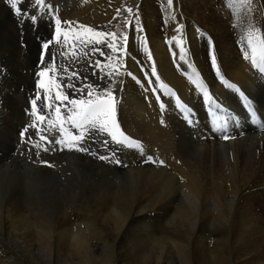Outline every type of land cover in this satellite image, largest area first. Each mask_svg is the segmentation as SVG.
<instances>
[{"label": "bare ground", "instance_id": "1", "mask_svg": "<svg viewBox=\"0 0 264 264\" xmlns=\"http://www.w3.org/2000/svg\"><path fill=\"white\" fill-rule=\"evenodd\" d=\"M52 1L56 5L62 3L61 9L65 11L62 14L63 17L73 22L67 24L68 27L74 28L76 33L79 32L80 34H83V30L78 29L80 24L109 31V26L114 20L113 17L116 16V9L120 8L123 3L122 0ZM155 1L141 0L136 5V9L138 11L139 6L142 10ZM254 1V5L247 0L234 2L225 10L228 21L231 22V29H229L225 23H222L220 17L218 18L215 13L213 14V10L210 9L207 1H199L202 6L208 4V7L204 6V8L209 11L210 16L205 17V10L198 12L200 3L197 0H173L171 7L168 5L167 0H162L161 4L164 5L166 10L165 30L167 32L163 31L165 33H162L159 30V25L154 24L156 20H150V17H140L142 19L140 21L138 19L139 22L133 19L131 25H128L123 33H126L129 37L127 45H124L123 37L119 43L120 64H115V69H113L107 61L108 55L101 57L100 55L97 56L99 53H96L92 55V60L99 58L101 66L97 69L98 75L95 76L92 75V70L87 68L88 57L85 55L86 59L82 64L83 75L89 77L85 83L98 85L105 82L104 80L110 70L117 74L118 85L112 92L116 98L117 106H121V115L119 116H122L120 118L126 121L125 124L122 123L124 125L123 130L125 135L142 143L143 154L140 150L129 149L127 154V157L129 155V166L127 164L128 172L124 177L125 183L107 181L106 185L110 188L99 193L100 197L94 200V203L101 200L96 204L93 203L95 206L93 205L92 208L97 209L94 213L95 217H90L93 216L90 215L78 219L76 217L77 221L74 222L70 220L62 221L56 231L51 228L49 219L41 217V213L46 211L44 206L41 208L29 207L27 210L20 212L17 208L21 204L20 201L17 200L18 202L14 203L8 197V195L14 194L12 193L14 189L25 186L23 180L26 181L30 178L32 173L37 179L40 178L41 180L53 179L56 174H50L47 171H41V169L38 170L31 164L18 160V156L14 157L12 154L11 148L1 151L3 158H0V172L10 169L8 173L11 174L12 178L10 181L11 190L3 194L5 201L0 198V264H49V259L52 256L51 252L53 251L50 250L51 234L59 238L66 232L68 233V242L71 244V246H68L70 252L66 250L65 244L56 240L55 257L52 256L57 261L63 260L65 264L67 256L72 255L71 253H73L72 256L76 260L75 264H129L128 252H138L135 264H264V233L261 232L263 227L261 226L262 222L256 217L257 212L255 210L257 208L253 206V200H256L258 207L264 208L261 205L264 204V130H262V126H264V75L248 61V58L252 55V50L249 48L248 42L245 41V37L255 28L252 41L256 46L262 44L263 37L256 28L262 30L264 35V21L259 25H255V22L252 21L253 26L242 38H239L236 33L240 29L238 26L232 25L235 21L229 17L232 12H235L233 17L239 19L246 11L251 10L249 12H253L255 6H263L264 9V0ZM2 8L3 6L0 3V9L2 10ZM182 8L185 11L190 9V13L193 12L190 20L185 19L187 17H182ZM180 25H183V28L180 32H177L176 29ZM216 30H221V33ZM258 35L260 41L256 42ZM173 37L176 39H173ZM181 39L184 42L183 47L186 50L187 62L180 60V45H177L176 40ZM31 46L30 43L29 48ZM211 47H215V52L208 54L207 52H210ZM8 49L11 50L9 47ZM82 49L85 53L84 46ZM103 50L107 53V47H104ZM238 51L242 53L240 54ZM245 53H247V59H245ZM7 54L9 53L7 52ZM22 54L21 57L24 59V63L27 64L32 62L34 55H36L35 53L30 59L29 56L25 57ZM213 55L216 58L221 56V59H217V66L224 78L233 85L239 84L245 92L246 107L243 113L239 109L233 89L224 85L216 76L211 65ZM149 56L152 57L151 60L148 59ZM153 66L156 68L158 81L156 76L151 75ZM128 73L132 75H128ZM113 77L115 78V76ZM193 80H197L209 89L210 95L213 97L212 102L205 101L202 98L203 93L196 87ZM159 83L165 84L167 91L159 88ZM80 86L83 87V83ZM152 88L161 95V101L165 103L163 110L154 97L156 92L154 95L152 94ZM169 89L176 90L186 102V106L195 110V114H192L191 117L193 119L191 127H189L190 123L182 118V112L180 111V113L175 108L168 94ZM14 101L16 102V100ZM16 103L19 105V102ZM224 106L234 112L231 120H239L240 122H244L246 113H250L248 108L250 107L254 115L251 114L249 118L256 117L261 125L253 128L246 124L244 131L233 129L231 134L235 136V139L232 141H226L221 136L214 135L212 117L205 114L203 108L207 107L213 112L216 110L212 108H218L217 114L222 115L226 110ZM28 117L30 118V116ZM242 132L243 134L240 135ZM204 133L207 136L210 133L211 137L214 138L213 143L210 141L200 142L198 138L205 135ZM242 136L243 139H241ZM208 143H212L211 148L209 147L201 153L198 152L201 146ZM200 144L203 145L200 146ZM250 145H253L252 152L248 150ZM50 152L52 154L57 153L53 149H44L43 154L47 156ZM147 156L153 158L151 164L145 162ZM84 160L82 159V162L80 159L82 165H86ZM64 161L66 163L63 166H57V171L61 174L67 175L68 172H72L77 168L74 162L66 159ZM125 161L127 160L125 159ZM160 161H163V166ZM60 164L61 162L58 165ZM95 165L97 166V164ZM98 170L101 173L104 172L99 168V165ZM77 172L79 171L69 177V181L75 183V185L79 181ZM6 174L2 172L0 178L8 180L9 178L5 177ZM97 177L105 181L108 179L106 176V179H104V176L99 172H97ZM1 179L0 189L2 190V187H7L6 184L9 181H5V183L7 182L5 184L2 182L4 180L1 181ZM30 179L32 180V178ZM57 198L59 197L57 196ZM93 199L95 198L93 197ZM29 205L34 206L33 203ZM100 206L105 207L104 213L99 209ZM153 218H158L155 224L152 222ZM76 222V226L72 227V224ZM104 224H111L110 226L114 227L115 231L117 228L122 227L127 229L128 232H135L136 235L141 233L135 236L136 238L132 234L129 235L135 240H141L137 237L145 236L143 246L141 244L140 246L136 245L137 247L128 245L126 246L127 252H125V249V251L120 249L111 254L101 249L96 254L94 252L95 240L99 239L101 243L104 234L106 235V232L104 234L103 232L111 229L110 226L105 227ZM168 225L175 227L173 228L175 235L170 234ZM212 226L217 231L216 238L210 241L207 237L209 238L211 235L207 233ZM5 233L10 236V240H8L10 242L6 243L7 245L3 244L2 235ZM116 233H113L114 236ZM184 233L185 235L182 238ZM125 235L124 238L122 237L123 242H128L129 237L127 236L129 235ZM108 242H110V239ZM98 244L96 245L98 246ZM165 253L168 256H165ZM203 258H205V261Z\"/></svg>", "mask_w": 264, "mask_h": 264}, {"label": "rangeland", "instance_id": "2", "mask_svg": "<svg viewBox=\"0 0 264 264\" xmlns=\"http://www.w3.org/2000/svg\"><path fill=\"white\" fill-rule=\"evenodd\" d=\"M122 1H123V3H122V6L120 7V9H121V16L119 18H117L116 20H113V22L109 26V31L114 32V33H117V36H118L117 43H118V45H119V43H120V41H121V39L123 37V33H124L126 27L128 26V24H126V20L130 18V14L127 13L125 11V9L126 8H129V7L132 8L133 9V13L139 17V21H140V19H142L145 16L148 17V18L150 17L149 18L150 20H154V21L156 20L154 22V24L155 25H157V24L159 25V28H160L159 30L162 31V33L167 32L165 30V28H166V20H167L166 19V15H165L166 10L164 8V5L161 4L162 3V0L161 1L160 0H156L154 3H152V5H147L142 10H140V7L138 6V11L139 12L136 9V5H138L141 0H122ZM197 1L198 2L200 1L201 2L202 0H197ZM204 1L205 2L206 1L209 2L208 4L210 6V9L213 10L212 11L213 14L215 13L218 18L220 17L222 19V23H225L226 26H227V28L231 29L230 28L231 22L228 21V16H227V13L225 12V10L228 9L229 6L233 5L234 2H241L242 0H214V1L213 0H204ZM210 1H213V2H210ZM247 1H250L252 3V5L255 4V1L254 0H247ZM0 3L3 6L2 10L0 9V14H1L0 15V21L1 22L3 21L2 23L0 22V38H1L0 39V44L3 42L0 45V110L1 109L3 110V111L1 110V112H0V146L2 145V147H0V155H1L0 158L1 157L3 158V153L2 152L5 149L11 148L12 149V154L14 155V157H17L18 156L17 157L18 160H21V161H24V162H26L28 164H31L32 166H34V168H36L38 170L41 169V171H47L50 174H52V173H55L56 174L55 175V178H53V179L41 180L40 178L37 179L35 177V175L32 173L31 176H30V178H32L33 181L30 178L26 179V181L24 179L23 180V183H24L25 186H22V187H19V188L14 189V191L12 192L14 194L8 195V197L10 199H12V201L14 203H17L18 201H20L21 204H19L17 206V208H18V210L20 212H23V211L27 210L29 207H39V208H41L42 206H44V208L46 209V211H44V213H41L42 214L41 217L44 218V219H49L50 224L52 226L51 228L52 229L54 228L57 231V228L59 227V224L62 221L63 222H66V221L70 220V221L74 222L76 220V217L78 219V218H81L83 216L84 217H88L90 215H93V216H90V217H95L94 216L95 215L94 213H96V210L97 209L92 208V207H94L95 206L94 204H96L97 202H99L101 200H98L95 203H94V200H97V198L100 197L99 196V193H102V191L107 190V189L110 188L109 186L106 185L108 180H110L112 182L113 181H118V182L120 181L121 183L122 182L125 183V178L124 177H125L126 173L128 172L127 171V168H126L127 167V164L129 166V158H128L129 155L127 157V154H128L129 149H127V148L119 149V148H117V146L115 144H111V145L108 146V148L117 149L116 155L122 161V163L124 162L123 165L122 164L121 165L116 164L114 160L109 161V160H101V159H99V156L100 155H105V156L109 155L108 148H106V147H104L102 145V140H103V138H104V136L106 134H98V135L97 134H94L90 139H88L85 142H82L83 143V146L85 148L90 149L89 152H79V151H75V150H71V151L70 150H67V148H66L67 145L66 144L58 145V144L55 143V140L56 139L66 140L69 137H71L72 135H79V133L81 131L80 129L74 128L72 126V124H71V121H68V120H65V122L63 123V126L62 127H61L60 122H56L54 126L51 123H49L47 120L44 121V122H39L38 123L36 121V117L30 115V113H29L31 111L30 100L32 98H34V96L36 94V91H37L36 90V86H35V82H36L37 77L34 75V73L39 70V57H40V52H41V41L49 39L54 34V27H55L54 26V22L50 25V23H49L50 17L44 14L43 9H41L38 12L32 6V0H24V2L20 5V7L23 8V9H26L29 12V14L39 15V16H42L43 17L42 19L39 20L38 25H36V26H34L33 23L27 17H17V15H15V13L11 9V7L6 3V0H0ZM49 3H51L52 5L55 6V8H56L55 15L59 16V18L62 21H66L67 19H65L63 17V15H62L63 12H65L64 9H61L62 3H60V5H56V4L53 3L52 0H49ZM208 4L207 5L203 4V6L201 5V3L199 5L197 4L198 5V12H201V11L203 12V10H205L204 11L205 12V14H204L205 17L210 16L209 11H207L206 8H204V6L205 7H208ZM160 5H162V6H160ZM246 7H250V6H246ZM147 11H148V13H146ZM183 11H182V13H183L182 14V17L183 18L187 17L185 19L190 20V17L193 16V12L190 13L189 12L190 9H188L186 11H185V9H183ZM249 11H251V10H249ZM249 11L248 12L246 11L245 13H243L242 16L239 19H235L233 17V14H235V12H232L230 14V16H229L231 19H233L235 21L234 24H232V25L235 26V27L238 26L239 29H240L239 32L236 33V35L239 38H242L247 33V31L250 29V27L253 26L252 25V21L255 22V25H259V24H261L264 21V9H263V6L262 7H256L255 6L253 12H249ZM140 17H142V18H140ZM9 20L12 21V22H10ZM136 21H138V20H136ZM138 22H137V25H138ZM200 27L203 29V27L201 25H200ZM205 27H207V26H205ZM61 28H62V30L69 31L70 36L72 34H75L76 33V31L74 30V28L68 27L67 24H63L62 23ZM256 30L259 33H261V35L263 37L262 43H264V35L262 33V30H260L259 28H256ZM163 31H165V32H163ZM216 31L218 33H221V30H216ZM217 32H216V34H217ZM12 33H13V36H12ZM254 34H255V28H254V30L247 37H245V41L248 42L249 39H252L253 40ZM110 39L111 38H109V40ZM258 41H260L259 35L257 36V39H256V42H258ZM7 43L9 45H6ZM30 43H31L32 46L29 48V44ZM214 43H215V41H214ZM235 43L237 44V41ZM253 44H255V43L253 42ZM5 45H6V47H5ZM62 45L68 51V53H69V59H63L62 57H59L58 56V63H62L64 65H68L69 67L76 68L77 70L81 71V74L83 75L84 74V71H83V68H82V64H84L85 59H86L85 58L84 51L82 49L83 45H77V48L79 49V52H80V61H79L78 64H71L70 63L71 47H72L71 46V39H69V41L66 42V43H64L62 41ZM8 47L11 50H9ZM13 47H15V48H13ZM60 48H61L60 45H55L54 44L51 47L50 51L51 52H57L58 53L60 51ZM214 49H215V47L214 48L211 47L210 52H207V53L208 54H213L215 52ZM2 50H3V52H2ZM14 51H16V52H14ZM7 52L9 54H7ZM20 53L21 54L23 53L22 55L25 56V57L29 56L30 59H32V56L35 53H36V55H34L33 61L30 62L29 64H27V63H24V59L21 57V54ZM239 53L241 54L242 52L240 51ZM2 54H3L4 57L2 56ZM118 54L119 53L113 52L111 49H108L107 48V55L109 56V57H107V61H108L109 65H111L113 67V69H115L114 67H115V64H116V60H117V55ZM14 56H16V57H14ZM97 56H99V54H97ZM5 57H7V58L5 59ZM217 59H221V56H219L218 58H216V61H218ZM248 61L251 62V57L248 58ZM14 68H16V69H14ZM23 69H24V71H23ZM14 70H17L18 72L17 71L14 72ZM256 70L259 71V69H256ZM108 73H113V70H110ZM65 75H67V73H65ZM113 76H115V78ZM116 77H117V74H113L112 76H107L105 78V80H104L105 82H103V84L105 85L106 88L110 85V88H109L110 91H114L115 88L118 85V82H117V78ZM171 90L174 91V89H171ZM53 91H55V90H53ZM156 91L157 90L153 89L152 90V94L154 95V93ZM175 92L178 94V92L176 90H175ZM67 94H69L71 96L72 95V90L71 89H67ZM157 94L159 95V93L156 92L155 95H154L155 98H156ZM93 95L95 96V95H97V93L94 92ZM159 96H161V95H159ZM178 97H179V102L178 103H180V105L183 104V103H186L179 96V94H178ZM76 98H79V97H76ZM85 98H87V97L85 96ZM245 99H246V97H245ZM14 100H16V102H19V105H17V103ZM2 106H3V108H2ZM14 106H15V108H14ZM68 107L71 108V105H68ZM15 110H16V112H15ZM190 111H193L194 114H195V110L189 108V111L187 112V116L189 117V119H190V117L193 116L192 114H190ZM10 114H12V115H10ZM66 115H67V113H66ZM119 115H121V106H117L116 116L119 118V119L117 118L118 124L119 125L121 124L120 125V130L124 132V130H123L124 125L123 124H125L126 121L125 120H122V118H120L122 116H119ZM181 115L184 116L185 114L184 113H181ZM28 116H30V118ZM27 117H28V120H27ZM185 119H186V122L187 123H190V126L189 127H191V124L193 122L192 121L193 119H191L190 121H189L188 118H185ZM51 120L52 121H56L55 112L51 113ZM120 120H121V122H120ZM33 124H35V127H28V125H33ZM18 125H19V127H18ZM21 126H23V127H21ZM12 128H13L14 131L12 130ZM22 132L24 133L23 136L21 135ZM211 133H212V131H211ZM198 134L200 135V133H198ZM242 134H243V132L240 133V135H242ZM13 138H15V139H13ZM198 139L200 140V142H203L204 141L203 143H206L207 141H210V142L213 143V140H214V138L211 137L210 133H209L208 136L205 134V135L200 136ZM233 139H235V136H233L230 133L229 134V139L227 141H229V140L232 141ZM241 139H243V136L241 137ZM215 140H216V138H215ZM212 143H208L207 145L200 144V146L201 145H203V146L200 147V149L198 150V152L200 151V153H201L204 150H207L209 147L211 148L212 147ZM9 145H10V147H9ZM46 147L49 150H51V149L55 150L57 153L52 154V152H53L52 151V152H50L51 154L48 153V155H47L48 157H47L46 155L43 154V151H44V149L46 150ZM61 149H63V150H61ZM252 149H253V145L252 146L250 145L249 148H248L249 152L250 151L252 152ZM67 151H69V152H67ZM70 152H72V153H70ZM16 153H17V155H16ZM62 153H63V155H62ZM123 158H124V160H123ZM65 159L68 160V161L70 160V161L74 162L75 165H76V167H77L75 170L76 171H79V172H77V175H79V181H78V183L76 185H75V183L69 181V177L71 175H75L76 174V171L75 170H73L72 172H68L67 175L66 174H61L60 172L57 171V166L58 167L59 166H63L66 163V161H64ZM73 159H75V160H73ZM80 159H81V161H82V159H85L84 161H85V164L86 165H82ZM125 159L127 161H125ZM43 161L50 162L53 166L49 167L46 164L42 163ZM37 162H38V164H37ZM60 162H61V164L58 165ZM145 162L148 163V164H151L152 163V161H149L148 162V159ZM87 163L89 164V166H88ZM95 164H97V166ZM104 164H106V165H104ZM112 164H114V165L112 166ZM98 165H99V168L102 171L105 172V174H104V172L101 173V171L98 170ZM114 166L117 167V168H115ZM112 167H114L115 169L112 168ZM8 171H10V169L9 170L8 169H5V170H2L0 172V174H2V172L4 174L7 173L5 175V177H8L9 178L8 180L1 179L0 178L1 181L4 180V181H2L4 183H5V181H9L8 183L6 182L7 184L5 183L7 185V187H2V190L0 189V192H1L0 193V198L3 201H5V197H4L3 194H6L7 192H9L11 190V187H10L11 183H10V181H11V178L12 177H11V174L8 173ZM97 172H99L100 174H102L104 176V179H106L105 176L108 179L106 181L105 180L98 179ZM85 174L87 175V177L89 175H91V176H89L90 178L89 177L87 178ZM80 180H81V183H80ZM89 181H90V184H89ZM100 181H101V186H100ZM52 182H53V184H52ZM83 182H85V183H83ZM91 182H93V183H91ZM29 183H30V185H29ZM91 184H92V186H91ZM57 185H60L61 187L60 186H57ZM29 186H30V189H29ZM25 187H26V189H25ZM42 187H43V189H42ZM87 187H89V188H87ZM97 188H99V189H97ZM28 190H30V191L28 192ZM68 190H69V192H68ZM47 191H48V194H47ZM54 191L57 192V193H55ZM58 192H59V194H58ZM50 193H51V195H50ZM53 195H55V196H53ZM77 195H80V196L77 197ZM24 196H26V197H24ZM57 196L59 198H57ZM8 197H7V199H9ZM93 197L95 199H93ZM22 199H24L23 202H22ZM50 201H52V202H50ZM253 201H254L253 202V206H255V208H257L255 210L257 212L256 213L257 214L256 217H258L259 218V221L262 222L261 223V226L263 228H262L261 232L263 231L262 233H264V214H263L264 213V208L258 207V202L256 200H253ZM27 202H29V203H27ZM32 203H33L34 206L29 205V204H32ZM42 203H43V205H42ZM261 205H262V207H264V204H261ZM99 209L102 210V213H104V210H105V207L104 206H100ZM45 213H46V215H45ZM55 219H56V221H55ZM97 220H99V219H97ZM157 220H158V218H153L152 219V222H154V224H155V222ZM76 224H77V222L76 223H73L72 224V227L73 226H76ZM110 225L111 224H106V225L104 224L105 227L110 226ZM167 227L170 229V234L172 233L171 235H175L174 229H173L175 227L174 226H171L173 230L171 229V227L169 225ZM110 228L111 229H108V231L107 230H105V231L102 230V231H104L103 234L106 232V235L107 236L104 234V237L102 238V242L101 243H100L101 240L100 241H99V239H97V241L95 240L96 243H94V244H95L96 247L94 246L95 247L94 248L95 249L94 252L96 254L99 253V251H101V249H104L105 251H108L110 254L111 253H115V251H119L120 249L122 251H125L126 250V246H128V245H132L133 246L134 245L135 247H137L136 245H138V246H140V244L142 245L143 244V240H145V236H143L144 238L143 237H137V238H141V240H138V239L135 240V239H133V237H135L137 235H140L141 233H138L136 235L135 232H128L127 229L122 228V227L120 229L117 228L118 230L116 229V231H115L114 227L110 226ZM73 230H74V228H73ZM61 231H63V230H61ZM113 231L115 233L117 232L115 236L113 234L114 233ZM216 231L217 230L215 228H213V226L210 227L207 234L211 235V237H209V238L207 237V239L210 240V241L213 240V239H215L216 238L215 237ZM107 233H110L111 235L110 234H107ZM125 234H128V235L129 234L130 235L132 234L133 237L129 235V236H127V237H129L128 242H123V238L126 236ZM53 235L54 234H51L52 237H50V243H51L50 244L51 245L50 250H53L51 252L52 253V256L55 257L54 250H55V247H56L55 246V244L57 242L56 240H58V241L62 242L63 244H65L66 250L68 252H70V250L68 249V246H71V244H69V242H68V238H67L68 233L67 232L64 233L59 238L56 237L55 235L54 236ZM184 235H185V233L182 235V238H183ZM111 236H114L115 238L114 237H111ZM212 236H213V238H212ZM108 237H110V238H108ZM117 237H118V239H117ZM2 238L5 241V242L3 241V244L4 245H7L6 243H9L10 242V241H8V240H10V236H7V233L3 234L2 235ZM60 238H62V239H60ZM171 238H172V236H171ZM173 238H175V237H173ZM182 238H180V239H182ZM104 239L106 240L105 243H104V241H105ZM109 239H110V242H108ZM106 243H107V245H106ZM118 243H119V245H118ZM129 243H131V244H129ZM96 244H98V246ZM123 246H124V248H123ZM102 247H105V248H102ZM125 252H127V250ZM71 254L73 255V253H71ZM72 255H70V256H72ZM134 255H136V256H134ZM137 255H138V252H135V253H129L128 252L129 264H135L136 263V261H137ZM164 255L165 256H168L167 253H165ZM52 256H51V259H49V262H48L49 264H51V263L52 264H65L63 260H58L57 261V259L53 258ZM70 256H67V262H70V261H72V262H70V263H67L66 262V264H73V263L75 264L76 263V260L74 259L73 256L71 258H70ZM133 259H135V261H133ZM203 259L205 261V258H203ZM73 260H75V261H73ZM206 262H207V259H206ZM146 264H149V263H146Z\"/></svg>", "mask_w": 264, "mask_h": 264}, {"label": "snow or ice", "instance_id": "3", "mask_svg": "<svg viewBox=\"0 0 264 264\" xmlns=\"http://www.w3.org/2000/svg\"><path fill=\"white\" fill-rule=\"evenodd\" d=\"M23 2L24 0H6V3L11 7L17 17H27L34 26L38 25L39 20L43 17L29 14L26 9L20 7ZM167 2L171 7L173 0H167ZM32 6L38 12L43 9L44 14L50 17V25L54 22L55 27L54 34L49 39L41 41L39 70L34 73L37 77L35 82L37 91L34 98L30 100V115L36 117L38 123L47 120L54 126L56 122H60L62 127L65 120H68L71 121L74 128L80 129L81 131L79 135H72L67 140H55V143L58 145L66 144L67 150L89 152L90 149L85 148L82 142L87 141L94 134H106L102 140V145L104 147L108 148L109 145L115 144L119 149L127 148L140 150L141 154H143L142 143L125 135V133L120 130V125L117 122L116 116V98L113 92L109 90L110 85L106 88L103 83L98 85L85 83L89 79L87 75H82L81 71L76 68L58 63V56L63 59H69V53L63 47L62 41L66 43L71 39L72 47L70 63H79L80 52L77 45H83L86 49L84 54L88 57L87 68L92 70V75H98L97 69L101 66V60L97 58L93 61L92 55L99 53L101 57L107 56V53L103 50L104 47L118 53L119 45L117 43V33L99 30L92 26L80 24L78 25V29H82L83 34L77 32L70 36L69 31L62 30L61 25L62 23L72 24L73 22L62 21L59 16L55 15L56 8L49 3V0H32ZM125 11L130 14V18L126 20V24L131 25L133 19H139V17L133 13L132 8H126ZM120 16L121 9L117 8L116 16H114L113 19L116 20ZM182 28L183 25H180L176 31L180 32ZM109 38L111 39L109 40ZM173 39L176 38L173 37ZM128 40V35L126 33L123 34V42L125 46L127 45ZM176 43L177 45H180V60L187 62L183 40H176ZM54 44L61 46L58 53L50 51ZM248 46L252 50L251 62L253 67L259 68L260 73L264 74V43L256 46L253 44L252 39H249ZM247 58V53H245V59ZM148 59L151 60L152 57L149 56ZM116 64H120L119 55ZM211 65L215 70L216 76L219 77L224 85L228 88L235 87L221 74V70L217 66V61L214 55L211 57ZM65 73H67V75H65ZM113 74L114 73H108V76H112ZM128 75L132 74L128 73ZM151 75L156 76L157 81L159 80L155 66L151 69ZM101 79L103 80L104 78L102 77ZM81 83H83V87L80 86ZM193 83L203 93L202 98L205 101H213V97L210 95L208 88L201 85L197 80H193ZM158 87L167 91V86L163 83H159ZM67 89L72 90L71 96L67 94ZM238 90L239 89H237V91ZM94 92L97 93V95L94 96ZM85 96L87 98H85ZM156 100L159 107L163 110L165 108V103L161 101L159 95L156 96ZM68 105H71V108H69ZM53 112H55L56 121L51 120V113ZM29 127H35V124L29 125ZM215 130L222 134L224 140L229 139L227 127L225 125L217 123ZM21 135L23 136L24 133L22 132ZM116 151L117 149L108 148L109 155H100L99 159L109 161L114 160L116 164L121 165L122 161L117 157ZM147 159L148 161L153 160L151 156ZM42 163L50 167L53 166L47 161H43ZM160 163L163 164V161H160Z\"/></svg>", "mask_w": 264, "mask_h": 264}]
</instances>
